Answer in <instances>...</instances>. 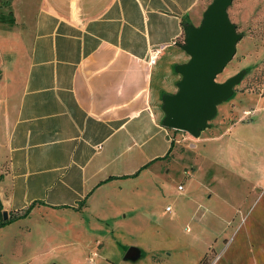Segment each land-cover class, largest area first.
I'll list each match as a JSON object with an SVG mask.
<instances>
[{
	"label": "crops",
	"instance_id": "1",
	"mask_svg": "<svg viewBox=\"0 0 264 264\" xmlns=\"http://www.w3.org/2000/svg\"><path fill=\"white\" fill-rule=\"evenodd\" d=\"M0 2V211L15 216L0 226V254L42 264L51 249L107 243L117 264H264V91L240 114L215 109L194 136L162 123L189 57L184 28L210 0ZM188 150L170 223L155 224L169 163ZM39 228L59 240H31ZM137 229L147 252L128 236L111 243Z\"/></svg>",
	"mask_w": 264,
	"mask_h": 264
},
{
	"label": "rangeland",
	"instance_id": "2",
	"mask_svg": "<svg viewBox=\"0 0 264 264\" xmlns=\"http://www.w3.org/2000/svg\"><path fill=\"white\" fill-rule=\"evenodd\" d=\"M0 4V10H2L3 3L0 2ZM226 12L233 25L236 37L233 42L232 53L214 79L222 81L228 76L238 75L240 80L234 83L235 90L225 100L216 103L215 109L216 114L220 111L225 114H240L241 109L248 105V101L254 99L256 93L264 91V0H229ZM212 116L207 119V122L211 120ZM167 128L170 132L173 131L172 128ZM192 154L193 150H188L170 161L168 193L164 198L154 202L153 219L155 224L170 223L168 212L163 209L166 204L172 205L173 208L174 202L171 199L177 196L176 184H182L185 176L183 172L185 165L182 164V161H188ZM2 232L0 231V236L5 237V232ZM41 233H43L42 236H50V240H52L50 243L56 242L55 240H59L60 237L52 232L46 233L45 230L42 231V228H39L36 233H28L27 236L29 235L32 240L33 237H40L39 234ZM93 234V232L90 233L91 238L94 236ZM18 235L21 234L16 236ZM125 236H128L131 242L138 244L143 253L149 249V242L151 241L149 232L142 229H137L136 233L114 230L111 232V243L114 241L117 243ZM61 240L65 241L67 238H61ZM17 241L15 239V245L18 243ZM45 243L43 241L39 248L45 249L48 246H43ZM14 249L16 250V248ZM27 249L29 248L26 247ZM9 250L10 248L7 249V252L0 254V264H18L15 262L14 257L9 255ZM62 250L67 251L68 248H62ZM117 252L120 251L116 246L110 247L107 243L102 249L98 245H91L89 249L84 250L83 254L78 251L60 254L56 249H51L43 255L42 264H117L116 260L118 257L120 258ZM103 253L108 256L101 258ZM144 263L158 264L160 262L158 260H148Z\"/></svg>",
	"mask_w": 264,
	"mask_h": 264
},
{
	"label": "water",
	"instance_id": "3",
	"mask_svg": "<svg viewBox=\"0 0 264 264\" xmlns=\"http://www.w3.org/2000/svg\"><path fill=\"white\" fill-rule=\"evenodd\" d=\"M228 3L229 0H210L200 24L184 28L181 47L189 57L176 67L180 73L176 90L163 97L165 126L196 135L213 115L216 103L226 98L238 81V75L222 81L214 79L232 53L236 37L226 12ZM1 215L5 218L6 211L1 210ZM134 251L129 246L124 255L132 256Z\"/></svg>",
	"mask_w": 264,
	"mask_h": 264
},
{
	"label": "built area",
	"instance_id": "4",
	"mask_svg": "<svg viewBox=\"0 0 264 264\" xmlns=\"http://www.w3.org/2000/svg\"><path fill=\"white\" fill-rule=\"evenodd\" d=\"M160 51V45H154L152 47H150L148 54H147V58H146V63L150 64L154 61V59L156 58L157 54ZM173 129V128H172ZM173 130H178V129H173ZM181 135H189L187 132L183 131V130H178ZM185 174H188L189 171L187 169H184L183 171ZM177 187H180V185L178 184ZM166 209H168V205L165 206Z\"/></svg>",
	"mask_w": 264,
	"mask_h": 264
},
{
	"label": "trees",
	"instance_id": "5",
	"mask_svg": "<svg viewBox=\"0 0 264 264\" xmlns=\"http://www.w3.org/2000/svg\"><path fill=\"white\" fill-rule=\"evenodd\" d=\"M0 208H1V206H0ZM13 218H15L14 215H8L7 217L3 218L2 215H1V211H0V225L5 224L6 222L10 221Z\"/></svg>",
	"mask_w": 264,
	"mask_h": 264
}]
</instances>
